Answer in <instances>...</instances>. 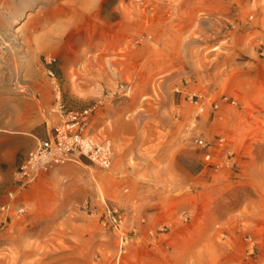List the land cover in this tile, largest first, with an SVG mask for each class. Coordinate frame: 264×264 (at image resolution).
<instances>
[{"label":"rangeland","instance_id":"374dc122","mask_svg":"<svg viewBox=\"0 0 264 264\" xmlns=\"http://www.w3.org/2000/svg\"><path fill=\"white\" fill-rule=\"evenodd\" d=\"M262 48L264 0H0V149L45 137L60 96L99 102L89 132L115 154L0 209V264H264ZM219 134L230 151L212 168L195 138ZM2 168L0 207L15 186Z\"/></svg>","mask_w":264,"mask_h":264},{"label":"built area","instance_id":"2783aa9c","mask_svg":"<svg viewBox=\"0 0 264 264\" xmlns=\"http://www.w3.org/2000/svg\"><path fill=\"white\" fill-rule=\"evenodd\" d=\"M223 100H228V97L224 96ZM231 102L234 103L235 100L232 99ZM194 103L198 112L206 111V101L201 95H196ZM221 103L220 99L210 101V108L215 115L220 111ZM98 105L99 102H94L80 108L67 107L60 96L57 97L50 111L55 115L54 124L47 135L38 138L36 145L19 159L14 172L15 186L7 192L8 200L0 207L2 211L13 209L18 193L30 184L68 162L86 158L103 169L112 167L115 154L111 141L97 138L89 132L93 113ZM195 143L204 150V159L212 168L219 167L218 161L214 159L216 153L230 151L226 134H219L212 139L198 136ZM16 211L23 212L24 207H17ZM122 222L119 209L106 205L104 223H110L114 229L120 230Z\"/></svg>","mask_w":264,"mask_h":264},{"label":"crops","instance_id":"0c3cea01","mask_svg":"<svg viewBox=\"0 0 264 264\" xmlns=\"http://www.w3.org/2000/svg\"><path fill=\"white\" fill-rule=\"evenodd\" d=\"M37 140L33 137L24 136L22 137V142L25 144V147L22 150H20L21 148L17 145L11 149H0V174H4L2 168L3 163L5 165V174H12L18 163V153L20 151L25 152L33 148L36 145Z\"/></svg>","mask_w":264,"mask_h":264}]
</instances>
